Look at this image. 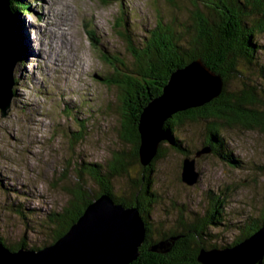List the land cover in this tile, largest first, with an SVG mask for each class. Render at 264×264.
I'll return each instance as SVG.
<instances>
[{
	"label": "trees",
	"instance_id": "16d2710c",
	"mask_svg": "<svg viewBox=\"0 0 264 264\" xmlns=\"http://www.w3.org/2000/svg\"><path fill=\"white\" fill-rule=\"evenodd\" d=\"M23 1H11L14 16L28 12L27 3ZM165 1L179 9L177 0ZM183 1L189 9L183 21L157 18L148 28L144 27L143 21L138 25L131 23L132 20L121 9L113 30L123 41L129 60L118 52L110 54L101 48L99 54L108 64L109 71L97 79L120 91L121 138L129 150L117 153L119 160L116 157L112 163H76L73 167L76 182L67 190L71 197L60 210L40 211L27 206L24 199H21L24 202L8 205L7 210L21 220L20 225L24 228L23 237L16 242H9L4 231L0 230V244L10 252L19 249L39 251L54 244L82 216L87 205L102 194L117 204L136 207L144 222V243L138 250V258L131 264H199L197 257L200 251L233 247L264 226V208L258 209V215H249L243 210L226 207L234 186L231 188L225 184L204 192L199 211L187 209L168 229L160 226L156 230L154 227L157 223L152 211L159 196L151 188V168L169 150L188 158L207 148L209 154L234 171L264 173V163H248L235 157L224 135V132L234 129L264 135V45L258 39L264 34V0ZM137 31L142 32V36H137ZM19 36L22 42V34ZM91 42L94 50L99 51L97 46L100 42L92 38ZM23 49L21 46L22 60H25ZM195 60H200L221 77L220 95L202 107L177 113L168 119L164 123L166 143L160 146L148 166H140L138 122L143 109L162 94V88L176 70ZM79 104L81 106L67 100L62 102L63 113L75 128V131L65 133L72 145L83 140L89 128H94L88 125V107L83 101ZM194 123L203 125L204 132L201 148L195 147L191 151L185 146V135L181 131ZM58 126H53L52 134ZM126 155L128 163H121ZM134 166L140 168V174L133 178L128 168ZM114 175L127 181L118 196L112 193ZM5 181L0 175V187L9 194L14 188L7 186V189ZM87 181L97 184L100 190L97 193L89 191L85 187ZM233 231L237 236L234 235L233 240L227 243ZM37 233L48 241L30 244L27 236ZM171 239L174 241L166 253L150 251V247ZM257 264H263V259Z\"/></svg>",
	"mask_w": 264,
	"mask_h": 264
},
{
	"label": "rangeland",
	"instance_id": "374dc122",
	"mask_svg": "<svg viewBox=\"0 0 264 264\" xmlns=\"http://www.w3.org/2000/svg\"><path fill=\"white\" fill-rule=\"evenodd\" d=\"M24 1L28 12L15 15V23L23 37L20 43L25 49V60L14 72L15 82L18 81L10 109L5 117L0 112V175L6 180L3 183L6 188H14L8 194L0 187V230L9 242L20 240L24 228L21 220L7 210L8 205L24 199L27 206L40 211L60 210L71 197L67 190L76 182L73 175L76 163H112L117 153L129 150L121 138L120 91L97 79L109 71L99 54L101 48L110 54L118 52L129 60L123 41L113 30L121 9L131 23L138 25L143 21L146 28L152 27L157 18L183 21L189 10L183 0H177L179 9L165 0ZM136 33L142 36V32ZM91 38L100 42L99 51L94 50ZM258 39L264 45V34ZM64 100L78 105L83 101L88 107V125L94 126L74 145L65 135L75 128L63 113ZM56 125L59 126L52 134ZM203 132L200 123L186 125L181 131L185 146L191 151L195 147L200 149ZM224 135L235 157L248 163H264V135L235 129ZM184 159L182 154L169 150L151 168V188L159 196L152 211L156 230L174 225L187 209L199 211L204 192L219 185L234 186L228 209L258 215V209L264 208V173L234 171L211 153L192 155L187 159L194 160L197 182L188 186L181 181ZM127 161V155L120 160ZM128 171L133 178L140 174L136 166ZM114 176L112 193L118 196L127 181ZM87 182L85 187L89 191L100 190L97 184ZM234 235L237 236L236 231L227 243ZM27 237L30 244L48 241L41 233Z\"/></svg>",
	"mask_w": 264,
	"mask_h": 264
},
{
	"label": "water",
	"instance_id": "95a60500",
	"mask_svg": "<svg viewBox=\"0 0 264 264\" xmlns=\"http://www.w3.org/2000/svg\"><path fill=\"white\" fill-rule=\"evenodd\" d=\"M12 0H0V112L5 117L14 97V72L21 64L22 51ZM114 1V0H105ZM118 1V0H116ZM222 79L200 60L176 70L162 88V94L143 109L138 122L139 162L148 166L167 141L164 123L173 115L202 107L222 91ZM203 149L199 157L208 154ZM194 160L185 158L181 181L197 182ZM146 229L136 207L115 203L108 195L94 199L82 216L54 244L39 251L10 252L0 244V264H131L139 256ZM173 239L150 247L166 253ZM264 257V226L233 247L200 251L199 264H257Z\"/></svg>",
	"mask_w": 264,
	"mask_h": 264
},
{
	"label": "bare ground",
	"instance_id": "6f19581e",
	"mask_svg": "<svg viewBox=\"0 0 264 264\" xmlns=\"http://www.w3.org/2000/svg\"><path fill=\"white\" fill-rule=\"evenodd\" d=\"M29 8V7H28ZM22 15V14H21Z\"/></svg>",
	"mask_w": 264,
	"mask_h": 264
},
{
	"label": "clouds",
	"instance_id": "9594fccd",
	"mask_svg": "<svg viewBox=\"0 0 264 264\" xmlns=\"http://www.w3.org/2000/svg\"><path fill=\"white\" fill-rule=\"evenodd\" d=\"M30 11V10H29Z\"/></svg>",
	"mask_w": 264,
	"mask_h": 264
}]
</instances>
